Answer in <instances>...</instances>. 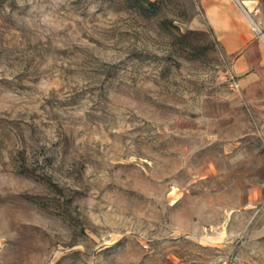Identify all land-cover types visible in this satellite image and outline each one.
Returning a JSON list of instances; mask_svg holds the SVG:
<instances>
[{"label":"rangeland","instance_id":"1","mask_svg":"<svg viewBox=\"0 0 264 264\" xmlns=\"http://www.w3.org/2000/svg\"><path fill=\"white\" fill-rule=\"evenodd\" d=\"M138 2L0 0V264H264V0Z\"/></svg>","mask_w":264,"mask_h":264},{"label":"trees","instance_id":"2","mask_svg":"<svg viewBox=\"0 0 264 264\" xmlns=\"http://www.w3.org/2000/svg\"><path fill=\"white\" fill-rule=\"evenodd\" d=\"M136 1H137V3H138V5H139L140 8H142L143 6L138 1H142L146 5V7H153L158 2V0H136ZM146 7H144L143 9H145Z\"/></svg>","mask_w":264,"mask_h":264}]
</instances>
